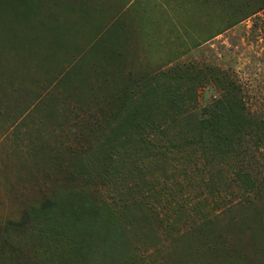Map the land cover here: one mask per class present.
I'll use <instances>...</instances> for the list:
<instances>
[{
  "label": "rangeland",
  "instance_id": "1",
  "mask_svg": "<svg viewBox=\"0 0 264 264\" xmlns=\"http://www.w3.org/2000/svg\"><path fill=\"white\" fill-rule=\"evenodd\" d=\"M76 192L117 210L115 255L38 237ZM0 264H264V0H0Z\"/></svg>",
  "mask_w": 264,
  "mask_h": 264
},
{
  "label": "trees",
  "instance_id": "2",
  "mask_svg": "<svg viewBox=\"0 0 264 264\" xmlns=\"http://www.w3.org/2000/svg\"><path fill=\"white\" fill-rule=\"evenodd\" d=\"M179 98H182V96H179ZM182 103L185 102L183 100H180L174 106L179 107L180 105H183ZM217 103H219V101H217L216 104ZM140 108L141 107H139V109ZM207 112H209L210 118H215L216 113L213 112V109H208ZM135 115L137 114L135 113L131 116L133 117ZM124 122L125 124L120 123L115 128L118 129V131L114 129V132L116 133L115 139L117 142H120L121 144L123 143V149H126V147H128L127 152H129L132 149H136L137 147H139L137 151L142 152V150L147 151L146 147L151 144L153 148L155 147V142L153 143L151 140V133L155 132V130L159 128L156 121L145 122L144 120H140L129 122V120L126 119L124 120ZM147 127L151 128L149 130L150 132H146ZM122 128H124V134L121 132ZM134 132L136 134L135 138L133 136ZM166 143L167 144L163 146V148H160L159 154L164 157L165 161L168 157V160L173 161L174 164L176 163V159L173 158L172 153L174 152V149L175 153H178V147L175 143H173V141L170 142L168 140V142ZM122 148L117 149L119 151V149L122 150ZM120 151H115V154L118 157H120ZM135 154L137 155V157L138 155H140L137 152H135ZM146 155L147 153H145V157ZM113 160L114 159H108L109 166L111 171H113L112 175L114 176V179H119L120 171L114 165ZM81 169H85L86 175H90L88 172V166H84L83 163H79L76 172H81ZM184 172L185 171L177 170V173L179 174H184ZM107 177L108 176L105 175L106 179ZM104 179L101 181H104ZM141 180H143V178H141ZM108 183L111 182H109L108 180ZM149 187L150 189L147 192L152 193L155 189H153L152 184L149 185ZM72 195H74V197H72ZM89 196L91 195H86L83 192H76V194H71L70 197L57 199L56 205L51 209H47L51 205H46L41 209H32V212L34 213L33 215H35V217L33 218H36L40 221V225L42 228L40 230L41 233L38 235L39 238L43 239L44 233H48L50 231H53L57 235H62L65 238L64 240H62L60 248H56V257H60L63 261L66 259L67 261H72L71 258H73L77 260V262H81L84 261V259H88V257H95L97 248L95 245L94 237H98L100 242L105 244V248L102 249V253L103 255H107L106 257L115 255L114 253L117 252V250H115V247L116 245H118L120 237L124 233L123 225L119 221L120 215L116 214L117 210H114L110 205L99 199L97 200L95 197ZM178 210L181 209L178 207L176 213L178 212ZM140 211L144 212L143 209ZM65 220L69 221V224ZM63 226L65 228H63ZM109 232L113 233L114 235H111V233ZM119 233H121V235H119Z\"/></svg>",
  "mask_w": 264,
  "mask_h": 264
}]
</instances>
